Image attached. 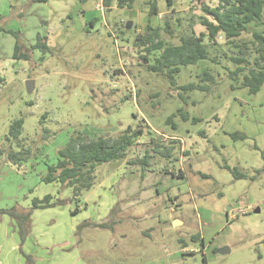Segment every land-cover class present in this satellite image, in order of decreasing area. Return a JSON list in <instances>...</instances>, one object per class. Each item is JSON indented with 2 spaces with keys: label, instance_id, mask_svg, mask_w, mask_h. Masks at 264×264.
<instances>
[{
  "label": "rangeland",
  "instance_id": "1",
  "mask_svg": "<svg viewBox=\"0 0 264 264\" xmlns=\"http://www.w3.org/2000/svg\"><path fill=\"white\" fill-rule=\"evenodd\" d=\"M152 2L107 9L102 0H0V264H24L20 249L36 264H264V84L253 95L232 89L225 59L181 67L173 86L148 71L157 52L146 53L137 37L156 30L155 41L173 45L200 34L203 5L218 0H155L150 14ZM205 70L216 83L183 100L179 87L198 84ZM18 119L21 136L8 141ZM127 127L144 131L128 160L147 152L148 166L103 164L77 201L69 188L42 181L74 134L117 136ZM151 140L173 146L171 158L153 152ZM11 150L27 151L26 160L9 161ZM46 195L64 204L33 210L21 244L1 211L26 212ZM84 222L108 227L78 228Z\"/></svg>",
  "mask_w": 264,
  "mask_h": 264
},
{
  "label": "trees",
  "instance_id": "2",
  "mask_svg": "<svg viewBox=\"0 0 264 264\" xmlns=\"http://www.w3.org/2000/svg\"><path fill=\"white\" fill-rule=\"evenodd\" d=\"M134 2L135 0H102L107 9L114 3L120 9H132ZM172 2L173 0H166L167 7H170ZM202 11L207 16L202 17L200 22L204 32L195 34L190 31V35L180 36L177 44L155 41L158 37L156 30L147 37L140 35L137 37L141 45H146V53L157 52L152 62L146 64L147 70L164 74L173 86L176 85V75L180 72L181 67L194 65L204 60L213 65H219L220 60L225 59L233 65L232 70L223 67L227 71V78L235 84L231 88H245L249 94H256L264 84V0H218L215 7L203 5ZM157 13L155 0H153L150 14ZM89 24L91 26L93 21H90ZM219 38L223 40V44L218 42ZM37 39L32 49L37 48L41 43L42 39L39 37ZM43 45L47 49L45 42ZM18 54L19 45L16 43L14 57H17ZM20 57L27 59L29 55L21 54ZM143 58L146 60V55ZM216 81V75L205 70L201 73L198 84L189 83L180 86L182 94L180 93L179 96L184 100L183 95L186 96L194 90L209 92ZM22 126V119L13 121L6 139L18 141ZM173 128L175 127L173 126ZM143 134L144 131L140 127H127L117 136L100 134L90 138L81 133L74 134L58 151L56 162L47 166V172L42 181L46 184L59 185L61 189L69 188L72 199L77 201L83 193L92 189L96 181L97 168L103 164L126 158L130 149ZM175 142L177 141H173L172 144ZM150 144L153 152L163 155L165 158H171L172 152L175 150L173 146L163 147L154 140H151ZM27 155L28 152L24 150L16 152L11 150L7 154V158L13 163H19L25 161ZM146 157H148L147 152L143 157L136 158L129 164L148 166L149 164L142 162ZM165 172L169 173L168 170ZM232 172L236 179L246 177L245 174L239 173L235 169ZM179 175L181 176L180 173ZM63 204V201H54L50 195H46L41 200L33 199L31 207L26 212L13 207L2 210L1 213L7 214L11 220H14L18 236L23 244L30 232L33 210L62 206ZM78 212L79 208L77 207L73 214ZM85 226L101 229L108 227L105 223L84 222L78 228ZM20 252L24 264H36L31 255L23 253L21 249Z\"/></svg>",
  "mask_w": 264,
  "mask_h": 264
},
{
  "label": "crops",
  "instance_id": "3",
  "mask_svg": "<svg viewBox=\"0 0 264 264\" xmlns=\"http://www.w3.org/2000/svg\"><path fill=\"white\" fill-rule=\"evenodd\" d=\"M134 6V3H133V5H132V7ZM136 11V10H135ZM148 124V123H147ZM149 125V124H148ZM172 138H175V139H179L178 137H172ZM180 140V139H179ZM181 141V140H180ZM182 142V141H181ZM182 150H183V144H182ZM136 158H138V159H140V157L142 156V153L141 152H139V153H137L136 155ZM128 158H129V154L127 155V157L126 158H124V159H121V160H119V161H116V162H120V166L121 167H123L124 169H128L129 171H131L132 169H137L138 167H137V165H134V166H132V165H130L129 164V160H128ZM155 169H154V167H153V165H151V166H149V167H147L146 169H145V174H144V176H145V178L144 179H146V174H148V172H150V171H154ZM184 173V172H183ZM186 175H185V173H184V177H185ZM182 179H184V178H182ZM186 179H187V177H186ZM144 188V186L143 187H141L140 185H138L137 187H136V189H135V191H137L138 189L139 190H141V193H143L145 190L143 189ZM134 189V188H133ZM143 189V190H142ZM140 196H141V194H140ZM140 196L138 197V198H136V200H139L140 199ZM82 209L80 208L79 209V211H81ZM156 264H158V263H156Z\"/></svg>",
  "mask_w": 264,
  "mask_h": 264
},
{
  "label": "water",
  "instance_id": "4",
  "mask_svg": "<svg viewBox=\"0 0 264 264\" xmlns=\"http://www.w3.org/2000/svg\"><path fill=\"white\" fill-rule=\"evenodd\" d=\"M130 27H131V21H128L126 23V29H129ZM26 90L28 92H31L33 90V82H32V80H27L26 81ZM228 252H229L228 248L224 247V248L219 249V253L222 254V255H224V254H226Z\"/></svg>",
  "mask_w": 264,
  "mask_h": 264
},
{
  "label": "built area",
  "instance_id": "5",
  "mask_svg": "<svg viewBox=\"0 0 264 264\" xmlns=\"http://www.w3.org/2000/svg\"><path fill=\"white\" fill-rule=\"evenodd\" d=\"M138 141H139V139L137 140V142H138ZM137 142H136V143H137Z\"/></svg>",
  "mask_w": 264,
  "mask_h": 264
}]
</instances>
